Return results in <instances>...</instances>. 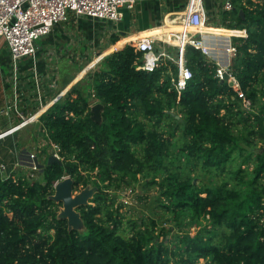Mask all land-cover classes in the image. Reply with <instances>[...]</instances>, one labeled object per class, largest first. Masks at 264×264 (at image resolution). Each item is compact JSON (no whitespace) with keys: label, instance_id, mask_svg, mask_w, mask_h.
I'll return each instance as SVG.
<instances>
[{"label":"trees","instance_id":"obj_1","mask_svg":"<svg viewBox=\"0 0 264 264\" xmlns=\"http://www.w3.org/2000/svg\"><path fill=\"white\" fill-rule=\"evenodd\" d=\"M231 1L220 26L247 31L231 70L250 105L193 46L181 93L169 59L150 72L135 43L113 51L39 117L61 163L0 175V264H264V0ZM65 176L74 191L95 187L77 207L82 230L52 198ZM138 184L156 185L168 227L116 205L117 190Z\"/></svg>","mask_w":264,"mask_h":264},{"label":"crops","instance_id":"obj_2","mask_svg":"<svg viewBox=\"0 0 264 264\" xmlns=\"http://www.w3.org/2000/svg\"><path fill=\"white\" fill-rule=\"evenodd\" d=\"M225 1L204 0L207 23L193 31L204 38L209 47L205 56L216 64L228 60L232 64L235 55L228 54L226 48L230 44L236 45L234 37H241L234 32L235 29L220 26L219 13L225 9ZM187 4L188 0H137L133 8L121 9L119 20L71 12L68 20L56 24L49 34L37 41L36 58H22L17 72H14L6 42L0 39V134L17 124L21 116L38 112L44 101L59 93L63 97L108 55L99 57L92 68L87 65L107 49H122L138 36L150 34L156 36L157 50L178 57L180 49L176 35L183 31L178 18ZM170 24L178 27L176 32L165 30ZM14 100L17 101V111L6 113V107ZM42 114L38 115V120L0 137L1 176L30 172V162L25 158L31 154L37 155L40 161L49 155L44 127L39 119Z\"/></svg>","mask_w":264,"mask_h":264},{"label":"built area","instance_id":"obj_3","mask_svg":"<svg viewBox=\"0 0 264 264\" xmlns=\"http://www.w3.org/2000/svg\"><path fill=\"white\" fill-rule=\"evenodd\" d=\"M136 1L137 0H0V39L6 42L10 51L14 72H17L19 61L25 57H31L34 60L37 55V41L41 37L49 34L56 24L68 20L71 12L92 18L119 20L121 19V9L124 7L133 8ZM203 1L204 0H188L186 10L183 14L179 15L178 20L183 27V31L176 35V43L180 49L178 57H173L164 50H157L155 35L142 34L133 42L135 43L136 49L143 53V63L139 66L140 69L150 72L154 71L162 59H169L178 66V75L176 78H173V81L179 93L186 88L189 80L193 76L191 69L187 66L185 57L186 47L188 45L193 46L201 50L203 54L209 53V47L204 38L202 36L198 37V35L193 32L206 25L208 20V14L204 8ZM224 7L225 9H230L232 7V1L226 0ZM174 21H176V18H174ZM234 32L241 37L247 36L245 28L240 30L235 29ZM115 50L117 49L110 51L108 55ZM226 50L228 54L231 53L235 55L237 53V46L230 44ZM231 65L229 60L219 62L216 67V76L223 80L224 75L227 74L228 78L226 81L238 96L242 97L244 105L248 107L250 105V100L242 90L237 76L232 73ZM61 96L62 93H59L53 98L41 103L38 112L28 116H21V120L13 127L1 133L0 137L13 133L18 128L38 120V115L51 108ZM39 98H41L40 93ZM11 110L17 111L16 100L5 109L6 113ZM57 151L58 150H56L55 153H57ZM33 155L35 154H31L30 156V164L37 168L33 160ZM3 167L4 166L1 168Z\"/></svg>","mask_w":264,"mask_h":264},{"label":"rangeland","instance_id":"obj_4","mask_svg":"<svg viewBox=\"0 0 264 264\" xmlns=\"http://www.w3.org/2000/svg\"><path fill=\"white\" fill-rule=\"evenodd\" d=\"M3 67L5 66L3 65ZM46 144H47V141H46ZM259 145L261 146V143H259ZM55 146L56 145L52 144L49 147L48 150H50V153L58 150L57 147ZM28 161L30 162L31 159H29ZM30 165H31L32 170L28 172V174L30 175L38 174L39 169L35 168L32 164ZM195 173L196 171L194 172V174ZM213 178L215 180L217 177L214 176ZM204 179L206 180L207 177H205ZM199 180L200 179L197 177L196 182H198ZM94 191H95V187L92 185H89L88 187L74 191V194L87 192L88 193V198H87L88 203L87 204H89L90 199L94 195ZM115 193L117 196L116 205L122 204V207L120 210L126 215V217L138 219L140 222L148 221L150 217H152V218L157 219L158 226L168 227L170 225V221L168 222L167 218H163V214H162L163 209L162 207L159 206V202L156 198V196L158 195V190H157L156 185H148L146 187L145 186L142 187L141 184H138L135 186H131L129 188L119 189ZM60 203L61 205L59 207V214H61L62 211L64 210L63 203L62 202ZM76 211H78L77 207H76ZM75 224H76L75 226L80 230L84 228L82 219L78 220V222H76ZM194 231H195V228H191V232H194ZM199 264H206V263L204 262V260H202Z\"/></svg>","mask_w":264,"mask_h":264},{"label":"water","instance_id":"obj_5","mask_svg":"<svg viewBox=\"0 0 264 264\" xmlns=\"http://www.w3.org/2000/svg\"><path fill=\"white\" fill-rule=\"evenodd\" d=\"M243 14V11H241ZM228 75H224V79L222 81H226ZM104 110V104L101 102H96L91 106L92 118L95 121L100 122L102 120V113ZM264 148V146H263ZM33 160L38 169L43 168L45 165L51 164L55 161L61 163V158L57 155V153L52 152L46 158V163L44 161H40L37 155H33ZM196 182V179L194 180ZM52 198L57 202H62L64 206V210L62 211L60 217L67 218L70 227L77 228L75 225L78 220H81L80 214L76 211V207L80 205L87 204L88 193L82 192L78 194H74V181L71 177L65 176L62 180L58 181L55 184V193L52 195Z\"/></svg>","mask_w":264,"mask_h":264},{"label":"bare ground","instance_id":"obj_6","mask_svg":"<svg viewBox=\"0 0 264 264\" xmlns=\"http://www.w3.org/2000/svg\"><path fill=\"white\" fill-rule=\"evenodd\" d=\"M176 29H178V27L176 28L174 25L170 24L168 25V27L165 29L166 31H174L176 32ZM111 50H106L105 52L103 51L96 59L92 60L88 66H90L91 68L97 63L99 57H101L104 54L109 53Z\"/></svg>","mask_w":264,"mask_h":264}]
</instances>
